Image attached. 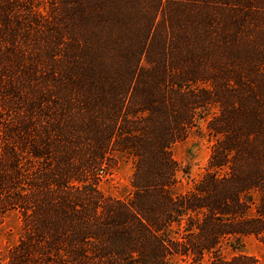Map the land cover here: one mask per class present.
Segmentation results:
<instances>
[{
	"label": "trees",
	"instance_id": "trees-1",
	"mask_svg": "<svg viewBox=\"0 0 264 264\" xmlns=\"http://www.w3.org/2000/svg\"><path fill=\"white\" fill-rule=\"evenodd\" d=\"M204 119L205 171L171 146ZM130 159V194L100 188ZM1 264H251L264 243V0H0Z\"/></svg>",
	"mask_w": 264,
	"mask_h": 264
},
{
	"label": "rangeland",
	"instance_id": "rangeland-1",
	"mask_svg": "<svg viewBox=\"0 0 264 264\" xmlns=\"http://www.w3.org/2000/svg\"><path fill=\"white\" fill-rule=\"evenodd\" d=\"M201 119L197 127L187 136L171 146V154L177 162L175 194L184 193L202 176L207 165L214 137L205 128ZM132 164L129 158L117 154V165L100 188L106 194L115 197H127L130 194V177ZM20 234V219L15 213H8L0 218V264L4 261L6 251L16 243ZM235 253L251 256V264H264V243L250 235L241 240L236 247L224 244L220 254L230 258Z\"/></svg>",
	"mask_w": 264,
	"mask_h": 264
}]
</instances>
